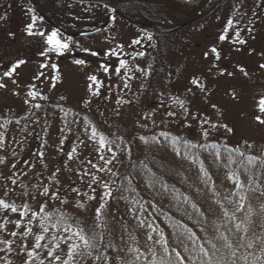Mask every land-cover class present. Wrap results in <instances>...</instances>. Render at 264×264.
I'll use <instances>...</instances> for the list:
<instances>
[{
    "label": "rangeland",
    "instance_id": "1",
    "mask_svg": "<svg viewBox=\"0 0 264 264\" xmlns=\"http://www.w3.org/2000/svg\"><path fill=\"white\" fill-rule=\"evenodd\" d=\"M240 1L200 21L206 13L190 18L165 13L159 24L164 28L192 22L161 39L158 49L148 35L96 0L38 2L43 20L36 21L34 31L45 36L28 34L30 15L17 25L14 7L9 20H0V83L5 85L0 88V199L20 211L24 205L33 212L44 206L54 220L63 214L93 245L85 249L75 236L65 242L61 237L69 233L50 227L42 247L29 257L40 233L38 217L29 212L22 218L19 211L0 208V264H64L72 243L80 245L76 253H91L83 260L75 255L78 264H216L221 256L224 264H264V173L253 164L213 154L206 163L179 145L199 146L205 139L264 156V124L256 119H264L259 103L264 99V5L250 8V0ZM229 20L235 27L221 40ZM100 26L104 30L95 35L76 37ZM57 29L71 51L41 55L48 48L46 36ZM237 30L246 43L233 42ZM113 48L131 72L117 74L118 58L106 55ZM19 60L26 63L5 77ZM93 75L102 81L99 95L93 94L98 86L89 79ZM30 91L39 95L32 99ZM102 136L112 143L101 147ZM100 155L112 163L106 165ZM44 187L50 189L48 196L40 195ZM108 190L111 198L104 196ZM57 191L59 199L51 198ZM100 205L104 208L97 216ZM16 220L23 221L21 226L12 223ZM26 227L32 234L22 235ZM103 228L109 236L107 252L101 249ZM49 249L60 260L48 256Z\"/></svg>",
    "mask_w": 264,
    "mask_h": 264
},
{
    "label": "snow or ice",
    "instance_id": "2",
    "mask_svg": "<svg viewBox=\"0 0 264 264\" xmlns=\"http://www.w3.org/2000/svg\"><path fill=\"white\" fill-rule=\"evenodd\" d=\"M113 11H115V9H113ZM6 17H0V19H5ZM37 17L33 16L32 18V23H30L29 25H27V31H28V34L29 35H39V36H45V33L43 31H34V29L36 28V21H37ZM115 19V17H113V20ZM235 27V22L233 20H229L227 25H226V28H225V33L221 35L220 39L221 40H225L227 39V32L228 31H231L233 28ZM11 35V34H10ZM235 41H233L234 43L235 42H238L240 44H244L246 43V41H244L243 39L240 38V32L239 30H237L235 32ZM141 39H136L133 41V44H140L141 43ZM147 39L151 40L152 37L149 35L147 37ZM46 44L48 45V48H47V51L46 52H42L41 55H47L48 52H53V53H57L59 55H63L65 52L67 51H71V46H70V42L69 41H66L64 39H62L61 37V33L60 31L57 29V30H53L51 31L47 36H46ZM121 48H123V45L120 46ZM85 51H89L88 49H85ZM212 53L216 54V58L219 59V53L217 51V49L215 47H213L211 49ZM92 55H97V53L95 52H92L91 53ZM145 53L143 52H139L137 53V55L139 56H143ZM106 55L108 56H116L119 60V66L116 68V72L117 74H120L121 72V69H126L128 72H131L132 69L129 68L128 66V61L123 59V58H120V53L116 51V49H109L108 52L106 53ZM207 55V54H206ZM26 63V61L24 60H19L17 61L14 65H12L10 67V69L8 71H6L4 73V76L5 77H11L15 72H16V69L22 65ZM75 63L77 64H84L85 61L84 60H76ZM42 67H47V65H42ZM53 68H56L57 66L56 65H52ZM103 69L105 72H108L110 70V65H102ZM261 68H264V64L260 65ZM137 70L139 71H143L142 69H139V66H137ZM241 71H244L245 72V75H247V72L241 68L240 69ZM40 76L43 75V73L41 72L39 74ZM38 77H34V79H36ZM89 79L96 83L98 86L95 90V92L93 93L94 95H99V86L102 85V81H98L97 80V77L96 76H90ZM131 79V77H130ZM15 82V81H14ZM194 84H196L197 86H201L199 84V81L197 80H193L192 81ZM2 87H5V85L3 83H0V88ZM32 88H35V85H32L31 86ZM129 87V84L128 83H124V88H128ZM202 87V86H201ZM28 95L30 97H32V99H35L37 95H39V93L35 92V91H30L28 93ZM44 99H47V97H44ZM61 99H64L63 97H61ZM29 101L26 100L25 103H28ZM177 103L180 105V107H184V101L182 100H178L177 99ZM260 111L261 112H264V99H261L260 100ZM40 105H36V107H39ZM213 107H215V105H213ZM170 115H175L174 112H170L169 113ZM256 119L261 123V124H264V119H261L259 116L256 117ZM205 123H207V121H205ZM225 128H227V125L224 126ZM228 131H232L231 129H227ZM93 136L96 135V132L95 130H93V133H92ZM161 135H164V133H161ZM205 136L208 135L207 132L204 133ZM4 137L2 134H0V146H2V141H3ZM141 139H144L143 137H141ZM154 140L156 139L155 137L153 138ZM179 140L177 138V140H174L173 143H178ZM109 143H112V141H107L103 136L100 138V145L101 147H104L106 146L107 144ZM185 144V148L186 149H191V147H193V145H191L189 142L185 141L184 142ZM111 150V149H110ZM75 151V149H73V152ZM218 151H217V155H218ZM241 155H243V153H240ZM39 156L40 157H43V153H39ZM68 158L71 159L72 158V153H69L68 154ZM101 160L104 161V163L107 165V164H111L112 163V160H106L104 158L103 155H100L99 157ZM113 159H115V155H113ZM253 158H249V162L251 163ZM89 164H91L92 162L91 161H88ZM94 168L97 169V171H105V169L103 167H100L99 165H95L93 164L92 165ZM13 167H15V165H13ZM108 171H111V169H107ZM58 171V170H57ZM26 175V173H25ZM85 175H88V173H85ZM92 180L93 182H96L98 180V178L93 174L92 175ZM12 183L15 184L16 181L15 180H12ZM103 188L105 189H108L109 186L107 184H103L102 185ZM72 191H76V192H79L78 189H72ZM93 191H95V189H93ZM49 192H50V189L48 187H44L43 188V191L40 193V195L42 196H48L49 195ZM7 194V193H5ZM84 195H87L86 193ZM104 196L108 197V198H111L112 196V192L110 190L108 191H105L104 193ZM51 198L53 199H59V193L58 191L57 192H52L51 193ZM91 199H95L94 196L90 197ZM63 202V201H62ZM80 207H83V205H79ZM142 207V205H141ZM193 207H195V205H193ZM0 208H3L4 210H11V212L13 213H16L19 211V214L20 216L23 218V217H26L28 216L29 212H31V216L32 217H38V222H39V228H40V233L39 234H36L35 235V244L33 245V250L32 251H29L28 252V256L29 257H33L34 256V253H35V250L36 249H40L42 247V244L41 242L45 240V234L49 232V228L50 227H53V228H60L61 225H63V231L66 232V233H69V235L67 237H61V239H65V242H67L68 240H71L73 238V236L75 237H78L80 241L83 242V245H84V248L85 249H91L93 247V245L91 244L90 242V238L86 237V235L84 234L83 232V229H74L73 228V225L71 223L68 222V218L65 217L63 214L60 215V218L58 220H54L51 216L50 213L46 212L45 211V208L44 206H42L39 210V212H33L29 207L28 205H24V210L23 211H20V209H18L17 205L15 203H8L6 200L4 199H0ZM102 208H104V205H100L97 209H96V214L97 216H100L102 213H101V210ZM40 213H43V215H41ZM22 220H16V221H12V223H14L16 226H21L22 224ZM32 224V219L29 218L28 220V225H31ZM237 228L240 227V225H236ZM32 228L31 227H26V230L24 233H22V235H29V234H32ZM12 236H16L17 233L15 231H13L11 233ZM194 234H190L189 238L191 239L192 236ZM53 240H56V237H52ZM260 240H261V243H264V237H260ZM164 243H166V241H164ZM248 247H252V243H249L247 245ZM43 247H47V245H43ZM56 248H59L60 245L59 243H57L55 245ZM80 245L79 244H76V243H72L69 245V249H70V253H69V260H65L64 261V264H78V262L76 261L75 259V255H79L81 260L85 259L87 256L91 255L90 251H80L79 253H76V250L79 249ZM227 247L229 249L232 248V245L231 244H228ZM213 248L215 249L216 246L213 245ZM164 251L167 252L168 249L165 247L164 248ZM200 251L201 253H203L204 256H208V252L206 249L203 248V246L200 247ZM217 251H219L217 249ZM231 256L235 257L236 253L235 251H231ZM179 255V254H177ZM48 256L50 257H53L54 260L58 261L60 260V256L58 255H54V250L53 249H49L48 251ZM96 259H101V257L97 256ZM104 259H107L106 257ZM28 264H30V261L28 262ZM41 264H43V261H41ZM209 264H211V261L209 260ZM216 264H224V257L221 256L219 258V260H217ZM233 264H235V261H233Z\"/></svg>",
    "mask_w": 264,
    "mask_h": 264
},
{
    "label": "trees",
    "instance_id": "3",
    "mask_svg": "<svg viewBox=\"0 0 264 264\" xmlns=\"http://www.w3.org/2000/svg\"><path fill=\"white\" fill-rule=\"evenodd\" d=\"M45 1H56V0H1L0 17H6L5 19L9 20V16H10L9 14L11 13L14 7V12L15 11L18 12V18H19V21L18 20L16 21L17 25H20L22 23L21 21H24L26 15H30L31 17L35 16L38 18L37 19L38 21L42 17L38 12L37 4L38 2H45ZM64 1H68V0H64ZM72 1H76V0H72ZM82 1H88V0H82ZM101 2L104 6L110 9L115 16L124 17L135 28H137L141 32H144L148 36L150 35L152 37L151 41L155 43L156 49L159 48L160 46L159 41L161 39L176 34L178 31H180L181 28H184V26H187L192 22V20H190L187 22V25L186 23L185 24L183 23L182 25L178 24V26H176L173 29H167L159 25L161 24L160 21L165 16V13L169 12L172 15L175 14L180 17H185V16L170 12L167 9H165V7L160 5L144 4L132 0H101ZM240 2H241L240 0H211L209 4L200 12V13L202 12L206 13V15L204 16V18H200L197 21L210 18L211 15H214V13L222 11L226 8L227 9L235 8V6L239 5ZM248 3L250 8H255L254 5H258L256 7L260 8L263 7L264 0H250L248 1ZM161 8H163L162 12H160ZM113 9H115V11H113ZM25 11L27 12V14H25ZM21 13H24L23 16L21 15ZM186 17L190 18L191 16H186ZM0 20H4V19H0ZM204 138L205 137H203V139ZM204 141H201V144H199V146L196 145L191 147V151L195 153V156L197 158L206 160V163L208 162V158L206 156L210 154L217 155V151H218L219 153L218 156L220 158L229 159V161L235 164L236 163L241 164V162L253 164L258 168V171L264 173V156L260 158H255L243 152H242L243 155H241L240 154L241 152L238 149L224 145L221 142L207 144V142ZM179 145H185V144L183 142H179ZM250 157L253 158L251 163L249 162ZM61 226L63 227V225ZM108 237L109 236L107 235V232L105 233V229H104V235L102 237L103 242L101 248L102 250H104V252H107V249L110 248V244H108L109 241L107 239Z\"/></svg>",
    "mask_w": 264,
    "mask_h": 264
},
{
    "label": "water",
    "instance_id": "4",
    "mask_svg": "<svg viewBox=\"0 0 264 264\" xmlns=\"http://www.w3.org/2000/svg\"><path fill=\"white\" fill-rule=\"evenodd\" d=\"M136 1L142 2V3H147V4L162 5V6H165L167 9H169L172 12L182 14V15H186V16H192V15H195L196 13H198L199 11H201L208 4V2L210 0H202L193 9H190V10H185V9L179 7V5L172 0H136ZM102 29H103V27H98V28L93 29V30L82 31V32H79L77 34V36L78 37L91 36V35L98 33Z\"/></svg>",
    "mask_w": 264,
    "mask_h": 264
},
{
    "label": "bare ground",
    "instance_id": "5",
    "mask_svg": "<svg viewBox=\"0 0 264 264\" xmlns=\"http://www.w3.org/2000/svg\"><path fill=\"white\" fill-rule=\"evenodd\" d=\"M176 2L179 7L190 10L193 9L198 3H200L202 0H172Z\"/></svg>",
    "mask_w": 264,
    "mask_h": 264
},
{
    "label": "flooded vegetation",
    "instance_id": "6",
    "mask_svg": "<svg viewBox=\"0 0 264 264\" xmlns=\"http://www.w3.org/2000/svg\"><path fill=\"white\" fill-rule=\"evenodd\" d=\"M97 1H101V0H97ZM162 10H163V8H161V10H160V12H162ZM122 17V16H121ZM122 18H124V17H122ZM125 19V18H124ZM126 20V19H125Z\"/></svg>",
    "mask_w": 264,
    "mask_h": 264
}]
</instances>
